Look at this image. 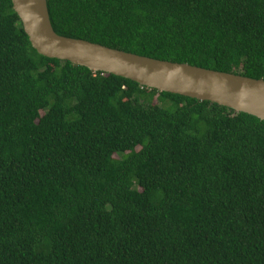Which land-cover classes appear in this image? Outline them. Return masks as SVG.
I'll return each mask as SVG.
<instances>
[{
  "label": "trees",
  "instance_id": "trees-1",
  "mask_svg": "<svg viewBox=\"0 0 264 264\" xmlns=\"http://www.w3.org/2000/svg\"><path fill=\"white\" fill-rule=\"evenodd\" d=\"M52 30L264 80V0H45ZM0 264H264V120L30 46L0 0Z\"/></svg>",
  "mask_w": 264,
  "mask_h": 264
},
{
  "label": "water",
  "instance_id": "water-1",
  "mask_svg": "<svg viewBox=\"0 0 264 264\" xmlns=\"http://www.w3.org/2000/svg\"><path fill=\"white\" fill-rule=\"evenodd\" d=\"M23 32L36 53L67 60L135 81L159 91L207 100L264 120V80L183 62L161 60L56 34L45 0H10Z\"/></svg>",
  "mask_w": 264,
  "mask_h": 264
}]
</instances>
